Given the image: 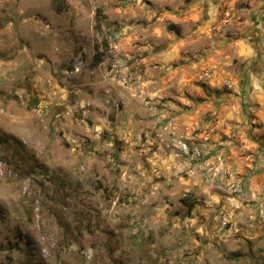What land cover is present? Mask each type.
Listing matches in <instances>:
<instances>
[{
	"label": "rangeland",
	"instance_id": "374dc122",
	"mask_svg": "<svg viewBox=\"0 0 264 264\" xmlns=\"http://www.w3.org/2000/svg\"><path fill=\"white\" fill-rule=\"evenodd\" d=\"M263 15L0 0V264H264Z\"/></svg>",
	"mask_w": 264,
	"mask_h": 264
},
{
	"label": "crops",
	"instance_id": "0c3cea01",
	"mask_svg": "<svg viewBox=\"0 0 264 264\" xmlns=\"http://www.w3.org/2000/svg\"><path fill=\"white\" fill-rule=\"evenodd\" d=\"M259 29H260V31H264V15L262 16L261 27ZM257 46L258 45H254V47H257ZM261 72H262V75H261L262 76V80L259 79L257 81L258 82L257 83V87L261 88V91H258L255 95H256V100L257 101L264 102V79H263L264 78V73H263L264 72V62H262L261 64L258 65V73H261ZM255 73H257V72H255Z\"/></svg>",
	"mask_w": 264,
	"mask_h": 264
}]
</instances>
